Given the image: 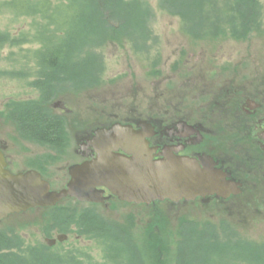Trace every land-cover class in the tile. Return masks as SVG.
I'll use <instances>...</instances> for the list:
<instances>
[{
	"label": "rangeland",
	"instance_id": "rangeland-1",
	"mask_svg": "<svg viewBox=\"0 0 264 264\" xmlns=\"http://www.w3.org/2000/svg\"><path fill=\"white\" fill-rule=\"evenodd\" d=\"M13 1L0 0V122L6 136L12 138L8 153L19 161L40 155L57 156L55 150L45 145L33 141L21 143L16 136L15 119L10 116L15 104L43 99L42 92L33 84L42 70L39 57L34 55L45 44L43 39L36 38L40 25L54 33L69 29L70 36L82 29V25H90L92 9H98L104 21L101 23L98 18V23L93 22L72 53L73 62H83L84 54L87 60L90 58L84 66L91 77L85 88L74 86L61 92L74 109L72 115L64 118L68 135L79 127L76 117L90 114L91 106L102 100L103 91L112 85L115 73L124 76L129 69L143 72L148 62L146 53L151 56V63L160 66L176 50L198 69L213 68V77H220L226 69L244 70L247 78L257 72L264 74V0H241L250 11L240 20L237 17L238 23L226 18L233 0H117L116 3L128 8H117V4L108 5L103 0H87L94 1L91 5L71 4L70 0H37V5L31 6L34 0H20L25 6L19 8ZM40 1L44 4H39ZM216 14L221 16L215 17ZM140 18L142 26L131 29L129 26ZM121 19L127 27L120 26ZM120 34L122 37H117ZM55 40L69 41L68 38ZM55 100L56 97L49 105ZM57 160L54 159L45 175L51 180L52 188L58 190L64 187L61 184L65 171L56 169ZM67 197L57 204L60 209L53 215L51 207H39L0 221V231L11 236L9 252L28 264H38L39 257H48L50 264H246L238 257V243L244 247L251 243L264 244L261 217L249 216L242 228L237 223L239 230L233 233L234 230L223 227L220 217L208 215L210 210H199L193 219L188 218V224L167 232L151 229L143 235L133 229L132 220L125 219V210L117 217L114 209L108 213L89 209L74 197ZM117 229L128 231L120 234ZM61 232L67 233L66 239L51 245L46 242V238H55ZM208 244L213 245V250L206 254L202 246Z\"/></svg>",
	"mask_w": 264,
	"mask_h": 264
},
{
	"label": "flooded vegetation",
	"instance_id": "flooded-vegetation-1",
	"mask_svg": "<svg viewBox=\"0 0 264 264\" xmlns=\"http://www.w3.org/2000/svg\"><path fill=\"white\" fill-rule=\"evenodd\" d=\"M141 20L129 27H141ZM125 24L121 20L120 26L127 27ZM38 29L36 38L43 39L45 44L42 43L34 54L39 57L42 70L33 84L42 92L43 99L33 105L42 107L48 118L57 117L61 130L57 136L51 135L53 141H45L28 130L30 127H24L23 118L17 116L16 136L21 143L33 141L45 145L51 151L55 150L57 156L49 154L17 160L8 153L12 138L6 136L0 122V150L10 172L34 169L51 185L45 172L48 173L54 159H58L56 169L65 171L63 187L70 179L69 168L96 163L103 149L107 152L102 159L113 166L114 162L118 166L121 161L132 160L133 151L137 150L145 161L159 163L167 172H172L178 162H187L197 171L204 172L211 186L196 194L128 201L104 184H98L96 188L105 197L103 201H76L105 213L114 209L117 217L125 210V219L132 220L133 229L143 235L151 229L167 232L172 227L176 229L188 224V218L193 219V214L199 210H210L208 215L220 217L223 227L234 230L233 233L245 225L249 216L264 219V74L257 72L247 78L244 70L226 69L220 77H213V68L203 71L208 68L200 66L198 69L176 50L159 63L160 66L151 63V56L146 53L145 67L148 68L145 70L144 67L141 74L136 69L127 70L124 76L115 73L114 82L104 89L102 100L91 106L90 114L76 117L79 127L68 135L64 118L72 115L74 109L61 92L70 91L74 86L85 88L91 77L84 66L87 56L84 54L83 62H75L78 66L63 64L59 71L53 67L45 68V56L66 44L55 39H69V29L63 28L57 33L43 30L42 25ZM67 56L65 54L64 59ZM54 97L56 100L49 105ZM22 105L24 103L19 106ZM118 177L117 167V181ZM175 178L176 175L170 174L168 181L172 184ZM193 210L196 211L190 213ZM185 229L178 231L183 233ZM125 230L117 229V232L127 234ZM60 234L65 235L64 239L68 236L64 232Z\"/></svg>",
	"mask_w": 264,
	"mask_h": 264
},
{
	"label": "water",
	"instance_id": "water-1",
	"mask_svg": "<svg viewBox=\"0 0 264 264\" xmlns=\"http://www.w3.org/2000/svg\"><path fill=\"white\" fill-rule=\"evenodd\" d=\"M104 155L107 150L101 151ZM99 157L96 163L88 166L69 168L70 179L61 189H51L50 183L41 174L29 169L16 173L6 167L0 150V221L11 213H19L33 207L53 206L61 199L71 196L82 201H103L104 196L96 185L104 184L121 199L128 201H150L165 196L196 194L198 190L211 186L204 172L197 171L187 162H178L172 172H167L159 163L147 162L137 151L133 159L121 161L114 166ZM115 161V160H114ZM119 172L118 181L115 171ZM170 174L176 175L171 184ZM64 234L57 236L63 240ZM55 238H46L51 245Z\"/></svg>",
	"mask_w": 264,
	"mask_h": 264
},
{
	"label": "trees",
	"instance_id": "trees-1",
	"mask_svg": "<svg viewBox=\"0 0 264 264\" xmlns=\"http://www.w3.org/2000/svg\"><path fill=\"white\" fill-rule=\"evenodd\" d=\"M34 1H35L34 4L30 3L29 5L30 6L37 5L36 3L37 0H34ZM240 1L241 0H233V5L235 4L234 2H236L237 8L235 9L232 5V9L229 11L231 14L229 13L226 16V18L229 20H232L231 22L233 23H238L237 17L240 20V18H243L246 15H248L250 11L249 7L242 5ZM13 2L15 6L19 8H23V6H25V4H23L24 3L23 1L15 0ZM70 2L71 4H79V5H82V4L91 5L92 3H94V1L88 2L87 0H70ZM103 2H106L108 5L115 3L119 6H126L120 3H116L117 0L115 2L114 0H103ZM39 4L43 5L44 1H40ZM92 10H93V13L90 12L92 15L91 17L92 20H90L92 22L90 23V25L87 23L85 25H82V29L80 28L77 33L73 31L69 37L70 42H66V44L58 46L53 53L45 56V58L43 59L45 68L53 67L59 71V69L62 67L63 64L66 65L68 63L70 64L71 67L78 66V63L75 64V62H73V58L71 54L75 50V46L80 44V40L82 36L93 26L91 24L93 22L98 23V18L100 19L98 9H92ZM182 11H186V10H182ZM135 13L137 14V11H135ZM214 16L220 17L221 15L216 14ZM99 22L104 23V21H102L101 19ZM99 25L101 24L100 23L98 24V28H99ZM65 54L66 56L68 55L67 56L68 58L66 59H64ZM89 59L90 58H88V60ZM19 105L20 104L18 103L15 104V106L10 111V116L11 118L15 119L14 121L16 122L17 126H19V124L16 118L17 116L19 117L21 116L24 120V127H27V129L28 127H30V129L28 130H31V132L37 135L40 139H43L45 141H53L54 139H51V135L54 133L55 136H57L58 133H60L61 128L59 126L60 123L57 117H54L52 119L48 118V114L42 109V107L38 106L37 108L35 105H33V103H28L26 105L24 104L22 106H19ZM51 208L53 210L52 215L54 214V212L60 209L57 205ZM48 214H51V212L47 213V215ZM11 234H14V233L12 232ZM10 238L11 236L9 234H7L6 232L4 233L0 231V264H28L26 261H23L19 257H17L14 253L9 252V249L11 248L10 244H12ZM123 240L125 241V239ZM130 247L132 248V246ZM202 248H203L202 251L208 254L209 251L213 250V245L208 244V246H202ZM182 249L184 251V246H182ZM236 249H238L237 251L238 257L245 260L246 264H264V244L259 243L258 245V244L251 243L247 245L246 247H244L238 243ZM259 249H261L262 251L258 252ZM133 250L136 251V249H133ZM38 261H39L38 264H50V259L48 257L47 258L39 257Z\"/></svg>",
	"mask_w": 264,
	"mask_h": 264
}]
</instances>
